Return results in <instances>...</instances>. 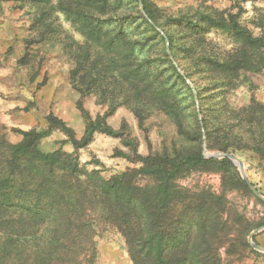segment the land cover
Masks as SVG:
<instances>
[{
  "label": "rangeland",
  "instance_id": "374dc122",
  "mask_svg": "<svg viewBox=\"0 0 264 264\" xmlns=\"http://www.w3.org/2000/svg\"><path fill=\"white\" fill-rule=\"evenodd\" d=\"M140 1L139 8L147 16ZM150 2L161 22L197 11L218 16L232 13L254 36L264 39V0ZM94 3L99 1L0 0V264H135L119 228L107 220L100 200L93 198L92 181L139 169L141 156L196 150L199 143L194 138L197 122L193 100L198 118L202 117L197 88L205 108L219 107L224 100L238 109L248 105L252 96L264 104V71L251 74L255 88L235 82L231 90H219L211 86L210 80H214L208 72L191 67L195 83L185 78L189 92L172 73L163 56L161 40L153 38L143 25L135 29L137 20L126 25V45L117 40V45L111 46L112 40L103 37V46L98 44V49L88 51L84 32L90 34L93 24L82 16ZM102 8L105 17L113 15L108 26L115 33L122 9L126 17L135 5L111 0L102 3ZM155 27L167 38L162 28ZM167 29L179 34L174 25ZM210 37L219 47L230 46L229 35L221 31L213 30ZM165 47L184 76L169 41L165 40ZM119 53L126 56L125 61ZM183 64L188 65L185 59ZM138 66L147 74L137 71L132 79L128 69L133 72ZM207 84L210 87L206 88ZM167 88L169 94L165 95ZM80 106L93 119L101 117L120 134L96 132L90 144L75 149L64 131L50 122V116L62 120L81 139L87 123ZM169 106L172 112L166 109ZM32 130L47 133L36 146L42 152L59 155L54 166L32 156L12 159L9 147L24 139L23 131ZM203 139V155L205 149L220 151L208 150L205 135ZM239 145L241 150L227 152L244 161L247 176L264 195V161L244 143ZM232 164L242 179L238 165ZM71 165L77 166L72 174ZM230 180L217 166H207L185 174L178 183L191 192L205 190L224 196L231 212L248 223L263 221L261 199L251 190L230 188ZM42 203L51 210H25L28 206L42 207ZM228 224L232 238L241 233L242 227L235 230L231 221ZM250 233L246 235L248 247L241 245L240 238L235 241L238 247L231 248L232 253L227 252L228 245L220 248L224 264H264V253L248 241ZM254 238L264 247V230Z\"/></svg>",
  "mask_w": 264,
  "mask_h": 264
},
{
  "label": "trees",
  "instance_id": "16d2710c",
  "mask_svg": "<svg viewBox=\"0 0 264 264\" xmlns=\"http://www.w3.org/2000/svg\"><path fill=\"white\" fill-rule=\"evenodd\" d=\"M96 1L99 3H94L89 13L82 16L84 20L93 24L89 27L90 34L84 32L90 52L95 48L98 49L99 45L103 46V37L112 40L111 46L113 43L117 45V40L123 46L126 45V25L137 20L135 29L143 25L144 29L150 30L153 38L161 40L163 56L169 63L172 73L182 81L189 92L190 88L186 85L185 78L195 83L191 67L201 72H208L210 79L214 80L209 79L212 82L211 86L219 90H231L236 86L235 82L247 83L250 88H255L251 74L264 71L263 37L254 36L239 22L235 14L218 16L210 12L197 11L192 14L167 17L161 22L162 18L157 16L150 0H141L147 16L140 10L138 0H126L129 4H134L135 9H126L129 13H126L128 14L126 17L122 9L118 16L119 27L113 33L108 25L114 17L111 14L105 17L104 7L102 8V3L111 0ZM75 6L74 11H76ZM74 16L79 18L77 13ZM152 22L164 30L172 56L184 71V76L179 73L167 53L166 37ZM104 24L106 28L103 27ZM168 25H174L179 34L168 30ZM99 28H102L101 31ZM213 30L229 35L230 46L216 45L210 37ZM183 39L185 43L182 42ZM120 57L125 61L126 56L120 54ZM183 59L188 65L183 64ZM139 67L133 72L128 69L130 77L134 74L136 76L137 71L144 76L147 74L146 69L142 73ZM114 68L117 70V65ZM122 73L126 76L124 71ZM140 85L138 81V86ZM208 87L210 86L207 84L206 88ZM136 90L138 94H143L140 89ZM165 91V95H168V88ZM197 93L202 117L198 118L193 100L197 122L194 138L199 143L196 150L141 156L139 158L142 166L139 169L125 171L107 180L92 181L95 195L93 198L100 200L107 220L119 228L135 264H224L220 254L222 246L228 245L227 252L232 253L231 248L238 247L235 241L241 238V245L248 247L246 235L254 227L264 225V219L254 225L248 223L242 216H236L235 212L233 214L231 207L228 206V200L222 195H215L205 190L191 192L178 183L182 176L193 170L217 166L224 175L230 176V188L242 187L250 191L230 159L206 158L202 154L204 135L207 149L210 151H237L241 150L239 144L244 143L245 148L250 149L264 161V104L252 96L248 105L238 109L224 100L220 101L219 107L205 108L199 88ZM79 108L87 123L81 139L76 138L72 129L62 120L50 116V122L64 131L75 149L90 144L96 132L110 136L120 134V131H116L101 117L93 119L83 106ZM166 109L173 111L170 106ZM22 134L24 139L9 147L12 159L32 156L52 166L59 162L58 154L42 152L36 146L37 142L47 135L45 131H23ZM69 170L71 174L75 173L77 166L71 165ZM141 178L146 181L141 182ZM260 202L264 206V201L260 200ZM42 205V207L28 206L25 210L35 213L51 210L49 205L45 203ZM230 221L233 223L232 229L240 230L242 227L239 235L233 234L234 238L228 232Z\"/></svg>",
  "mask_w": 264,
  "mask_h": 264
},
{
  "label": "water",
  "instance_id": "95a60500",
  "mask_svg": "<svg viewBox=\"0 0 264 264\" xmlns=\"http://www.w3.org/2000/svg\"><path fill=\"white\" fill-rule=\"evenodd\" d=\"M140 1V0H139ZM140 5H141V1H140ZM142 9V6H141ZM143 11V10H142ZM166 41L168 42V39L166 38ZM169 51V50H168ZM204 156L207 158H228L230 159L232 162H234L236 165H238L240 172H241V176L243 181L246 183V185L249 187V189L261 200L264 201V195H262L258 189L254 186V184L250 181L249 177L247 176L246 172H245V163L244 161L238 157L236 154L234 153H229V152H221V151H214V152H209L206 149L204 150ZM264 230V226L257 228L255 230H253L248 238V241L250 243V245L260 251L264 253V247L258 245L257 243H255L254 241V236L263 231Z\"/></svg>",
  "mask_w": 264,
  "mask_h": 264
}]
</instances>
